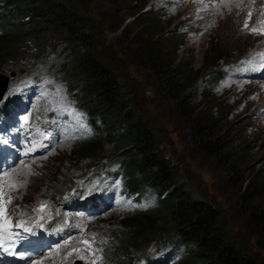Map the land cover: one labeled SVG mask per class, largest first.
<instances>
[{"label":"rangeland","instance_id":"1","mask_svg":"<svg viewBox=\"0 0 264 264\" xmlns=\"http://www.w3.org/2000/svg\"><path fill=\"white\" fill-rule=\"evenodd\" d=\"M68 1L90 18V31L118 75L123 94L155 128L159 145L180 180L195 198L215 206L222 214L223 227L242 250L264 264V226L243 212L241 202L250 187L256 190L257 204L264 209V66L244 68L264 52V37L243 30L249 11V29L259 24L264 0H232L224 7L218 5L222 0H141L144 11L151 9L161 15L158 44L165 49L180 45L176 58L188 70L184 92L192 98V106L212 108L231 159H239L238 147H243L244 165L235 171L230 170L231 163L225 165L202 150L175 106L156 95L146 68L135 65L125 53L137 49L132 38L138 33V24L133 23L130 10L120 8L131 0ZM28 45L22 50V60L0 67V74L8 79L0 124L9 117L2 131L0 127V135L4 133L0 136V164L10 166L19 153H30L11 168V174L0 177V219L13 220L14 215L22 219L18 228H36L42 240H55L58 249L37 255L38 264H131L126 251L122 253L126 260L117 259L120 245L116 242L119 237L127 240L134 216L154 208L155 199L139 203L129 197L115 164L98 175L101 165L94 168L91 161H78L77 146L91 140L94 132L77 100L67 92L69 85L63 73L67 56L59 51L61 48L41 54L33 44ZM215 71L223 75L218 82L212 76ZM245 72H253V76H242ZM228 82L240 84L236 96L227 91ZM46 124L48 127H42ZM105 148L111 150L110 144ZM70 181L74 183L71 188ZM90 198H101L99 208L71 205ZM41 205H45L43 211ZM60 206L66 210L72 207V211L63 213ZM128 249L132 253L133 248ZM142 254L132 264L151 260L180 264L181 260V253L162 250L157 242L149 243Z\"/></svg>","mask_w":264,"mask_h":264},{"label":"trees","instance_id":"2","mask_svg":"<svg viewBox=\"0 0 264 264\" xmlns=\"http://www.w3.org/2000/svg\"><path fill=\"white\" fill-rule=\"evenodd\" d=\"M128 4L120 8L130 10L138 33L132 38L137 49L125 53L135 65L146 68L156 95L175 106L204 152L223 160L225 165L231 163L230 170L241 168L246 158L243 147H238L240 158L231 159L228 146L219 136L220 121L212 108L195 109L192 98L184 92L188 70L177 62L180 45L165 49L158 44L159 12L144 11L141 0ZM90 21L68 0H0V67L22 60V50L28 44H33L41 54L61 48L59 51L66 54L68 63L63 70L69 85L67 92L77 100L78 109L94 132L91 140L77 146L78 161H91L94 168L101 165L98 175L115 164L130 196L139 202L155 199L154 208L134 216L127 240L119 237L117 259L126 260L122 256L126 251L132 264L134 258L143 257L149 243L157 242L162 250L181 253L180 264H259L223 227L221 212L209 202L195 198L180 180L159 145L155 128L123 94L118 75L90 31ZM57 39L61 43L57 44ZM212 74L214 82L223 77L218 71ZM106 143L111 150L105 148ZM68 185L71 188L74 183L70 181ZM257 196L256 190L245 189L242 210L257 225L264 226V209L257 204ZM93 205H100V199ZM128 248H133L132 253ZM164 263L151 260L148 264Z\"/></svg>","mask_w":264,"mask_h":264},{"label":"bare ground","instance_id":"3","mask_svg":"<svg viewBox=\"0 0 264 264\" xmlns=\"http://www.w3.org/2000/svg\"><path fill=\"white\" fill-rule=\"evenodd\" d=\"M200 2V1H199ZM232 2V0H222V3H220V4H218L219 6H221V7H224L226 4H230ZM242 5V4H241ZM240 6V5H239ZM251 6V5H250ZM212 9L215 7V5H212V6H210ZM203 9V8H202ZM228 10H229V8H228ZM227 10V13L229 12ZM232 12H235V10L234 9H232ZM236 14H238L237 12H235ZM205 15H207V14H205ZM213 15V14H212ZM200 16V15H199ZM230 16H233V14L232 13H230ZM213 17V16H212ZM220 18V17H219ZM227 18V17H226ZM211 19V18H210ZM230 20V19H229ZM208 21V20H207ZM222 21H224V20H222ZM221 21V22H222ZM207 23H209V22H207ZM240 27V26H239ZM238 30V28H236V31ZM235 33V32H234ZM231 36V35H230ZM237 36V35H236ZM224 38V37H223ZM230 39V38H229ZM226 40V39H225ZM232 41V40H231ZM245 77V76H244ZM1 82H2V86H3V84H4V81H3V79L1 80ZM259 84V83H258ZM244 85H246V84H244ZM228 89H227V91H229V94L231 95V96H236L239 92H240V84L237 82V83H234V82H228ZM253 86V85H252ZM262 86V85H261ZM257 94V93H256ZM249 95V94H248ZM263 95V94H262ZM250 96H252V95H250ZM241 97V96H240ZM254 97V96H253ZM248 98V97H247ZM239 100V99H238ZM241 100V99H240ZM243 101V100H242ZM250 105V104H249ZM255 108H256V106H255ZM256 123V122H255ZM61 138V137H60ZM56 139V138H55ZM68 139V138H67ZM54 140V139H53ZM56 141H58V140H56ZM54 143H55V141H54ZM65 144V143H64ZM64 144H61V145H64ZM49 145V144H48ZM51 146V145H50ZM52 146H54V145H52ZM58 147V146H57ZM60 147V146H59ZM49 148V147H48ZM45 149V148H44ZM47 149V148H46ZM58 150V149H57ZM46 151V150H45ZM48 151H49V149H48ZM41 152V151H40ZM43 152V151H42ZM41 152V153H42ZM23 173V172H22ZM22 173H20L19 174V176H22ZM9 174H11V173H9ZM22 181V180H21ZM70 237V236H69ZM73 237V236H72ZM76 238V237H75ZM71 240V239H70ZM73 241V240H72Z\"/></svg>","mask_w":264,"mask_h":264},{"label":"snow or ice","instance_id":"4","mask_svg":"<svg viewBox=\"0 0 264 264\" xmlns=\"http://www.w3.org/2000/svg\"><path fill=\"white\" fill-rule=\"evenodd\" d=\"M251 17H252V13H251V11H249L248 12V20H245L244 29L243 30H250L253 33L264 34V13H262V17H261V20H260L259 24L256 27H252L251 29H249L248 25H249V20H251ZM258 55H259V57L262 60H264V53H259ZM80 115H82V114H80ZM25 120H27V117H25ZM7 202L10 203L11 201L9 200ZM44 207H45V205H41V209L40 210L43 211ZM9 223L10 222L5 219L4 228H3L4 231H7V225ZM85 243H87V241H85ZM5 250L7 251V249H5Z\"/></svg>","mask_w":264,"mask_h":264},{"label":"water","instance_id":"5","mask_svg":"<svg viewBox=\"0 0 264 264\" xmlns=\"http://www.w3.org/2000/svg\"><path fill=\"white\" fill-rule=\"evenodd\" d=\"M2 79L4 81L3 86H2V82H1ZM7 87H8V79L5 78L2 74H0V102L6 93Z\"/></svg>","mask_w":264,"mask_h":264}]
</instances>
